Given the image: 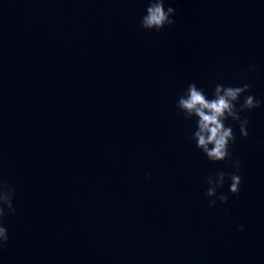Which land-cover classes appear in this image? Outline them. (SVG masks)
<instances>
[{
  "label": "clouds",
  "instance_id": "obj_1",
  "mask_svg": "<svg viewBox=\"0 0 264 264\" xmlns=\"http://www.w3.org/2000/svg\"><path fill=\"white\" fill-rule=\"evenodd\" d=\"M176 9L168 6L165 8V0H149L146 14L141 18V27L145 30L160 32L166 26H173L176 21ZM248 71H255V65H249ZM252 85L243 83L240 86H225L217 83L214 87L212 98H209L205 89L198 87L195 82L189 83L186 90L176 101V108L183 113L184 119L196 121L195 131L191 139L195 145L213 163L227 162L234 172L226 173L224 170L216 172L215 177L209 175L205 178L208 185L205 195L209 198L208 206L216 207L217 199L221 204H227L229 196L221 193L217 195V189L224 186L226 178L230 180L229 192L239 195L242 178L239 175L240 163L233 160L230 146L235 142V134L231 126H226L225 121L231 119L238 122L242 137L247 138L246 117L241 113L261 107L264 101L256 99L250 93ZM244 97L242 103L240 98ZM239 104V107L237 105ZM150 178V174H146ZM15 189L8 183L0 180V250L5 249L9 236L3 221L6 216L15 214L13 198ZM238 230L243 231V225H238Z\"/></svg>",
  "mask_w": 264,
  "mask_h": 264
}]
</instances>
